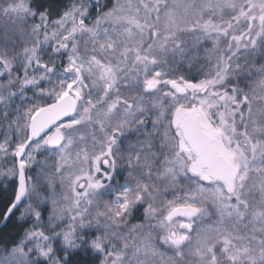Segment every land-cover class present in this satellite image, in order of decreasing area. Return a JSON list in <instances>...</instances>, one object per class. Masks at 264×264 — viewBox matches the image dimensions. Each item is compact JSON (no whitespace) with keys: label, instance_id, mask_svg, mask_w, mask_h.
<instances>
[{"label":"snow or ice","instance_id":"6c2138e0","mask_svg":"<svg viewBox=\"0 0 264 264\" xmlns=\"http://www.w3.org/2000/svg\"><path fill=\"white\" fill-rule=\"evenodd\" d=\"M0 264H264V0H0Z\"/></svg>","mask_w":264,"mask_h":264},{"label":"trees","instance_id":"16d2710c","mask_svg":"<svg viewBox=\"0 0 264 264\" xmlns=\"http://www.w3.org/2000/svg\"><path fill=\"white\" fill-rule=\"evenodd\" d=\"M51 2H53V3H56L57 2V0H51ZM195 71V70H194Z\"/></svg>","mask_w":264,"mask_h":264}]
</instances>
